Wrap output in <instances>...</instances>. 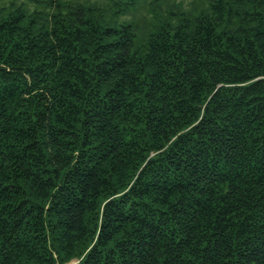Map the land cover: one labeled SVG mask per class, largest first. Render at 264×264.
Segmentation results:
<instances>
[{
  "label": "trees",
  "instance_id": "1",
  "mask_svg": "<svg viewBox=\"0 0 264 264\" xmlns=\"http://www.w3.org/2000/svg\"><path fill=\"white\" fill-rule=\"evenodd\" d=\"M27 1L0 8V264H264V0Z\"/></svg>",
  "mask_w": 264,
  "mask_h": 264
},
{
  "label": "rangeland",
  "instance_id": "2",
  "mask_svg": "<svg viewBox=\"0 0 264 264\" xmlns=\"http://www.w3.org/2000/svg\"><path fill=\"white\" fill-rule=\"evenodd\" d=\"M72 2L76 3L78 2V0H71ZM80 3L84 2L86 0H79ZM89 1H94V0H88ZM146 1V4L144 6V9L142 7L137 8V13L136 15H138L139 17L145 18L144 16H148L150 15V12L147 10V6H149V10H161V6H166L168 3L170 4H176V6L178 7H195L196 5L199 6V3L196 2L195 0H168L166 3L165 1H162L159 5L158 1H154V0H143ZM154 1V2H153ZM19 5H26L28 6L30 9L34 8V5H32L29 1L27 0H0V8L5 7V8H11L13 6H19ZM104 8V7H103ZM165 8V7H164ZM166 9V8H165ZM136 16V17H138ZM140 19V18H138ZM70 264H75V261H72Z\"/></svg>",
  "mask_w": 264,
  "mask_h": 264
}]
</instances>
